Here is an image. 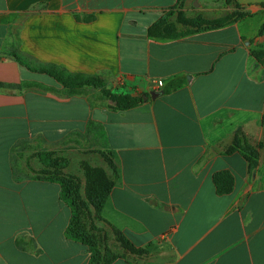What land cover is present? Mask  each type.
Listing matches in <instances>:
<instances>
[{
    "label": "crops",
    "instance_id": "crops-1",
    "mask_svg": "<svg viewBox=\"0 0 264 264\" xmlns=\"http://www.w3.org/2000/svg\"><path fill=\"white\" fill-rule=\"evenodd\" d=\"M190 2L0 0V264H89V248L65 236L61 186L28 166L85 149L115 166L99 244L120 255L111 264H264V72L244 40L248 18L187 25L230 15H194ZM14 53L147 99L116 110L100 88L71 92ZM221 172L234 177L230 194H217ZM118 231L141 252L119 248Z\"/></svg>",
    "mask_w": 264,
    "mask_h": 264
},
{
    "label": "rangeland",
    "instance_id": "rangeland-1",
    "mask_svg": "<svg viewBox=\"0 0 264 264\" xmlns=\"http://www.w3.org/2000/svg\"><path fill=\"white\" fill-rule=\"evenodd\" d=\"M188 13H204L210 15L241 14L242 20L248 18L247 40L250 47V56L257 69L264 72V2L259 6L231 5L230 0H190ZM182 12V11H181ZM227 20V19H226ZM252 31H255L252 35ZM252 35V36H251ZM49 154L51 163H44L39 155L37 163L31 162L28 166L34 168V173L42 178L62 179L67 182L68 189L74 199L79 216V231L101 244V249L107 239L104 229L103 211L116 183V173L108 172L99 163L91 151L83 150L81 154L68 157ZM95 154V153H94ZM109 165L108 154L103 153ZM107 156V157H106ZM40 161V162H39ZM110 166V165H109ZM27 167V166H25ZM28 168V167H27ZM108 169V168H107ZM37 170V171H36ZM32 173V171H31ZM119 248L122 245L117 240ZM107 250V249H105ZM125 251L127 249L124 248ZM103 255V254H102Z\"/></svg>",
    "mask_w": 264,
    "mask_h": 264
},
{
    "label": "trees",
    "instance_id": "trees-1",
    "mask_svg": "<svg viewBox=\"0 0 264 264\" xmlns=\"http://www.w3.org/2000/svg\"><path fill=\"white\" fill-rule=\"evenodd\" d=\"M264 4V3H263ZM182 13V12H181ZM227 19V20H226ZM242 19L241 14L233 13L225 18L218 20H204L202 18H196L193 20H188L181 18L184 24L203 27L205 29H215L219 28L233 22H237ZM15 58L24 66L30 68L34 72L45 73L50 77L54 78L59 84L71 92H78L85 87L100 88L104 96L110 97L115 103L114 109L124 111L135 108L144 102V95H129V94H113L110 90L106 89L103 81L99 77H87L84 75H72L63 68L56 66H48L43 68H32L30 67L23 58H21L17 53H14ZM182 82L172 83L168 88L163 90L164 94H169L179 87H181ZM242 153L250 162V168L253 169L256 166L257 155L254 151L240 146ZM109 156V155H108ZM40 157L44 163H51L49 161V154L41 153ZM107 157V156H106ZM109 165L115 170L114 163L111 157ZM50 181H55L61 186V199L66 203L72 212V217L68 228L66 229L65 236L69 240H73L83 245L87 246L91 253V259L89 264H111L114 260L119 258L120 255L111 253L109 250H105L104 254L101 252L99 244L97 241L83 235L79 231V216L76 209L74 199L72 198L71 192L68 189L67 182L62 179H48ZM234 177L229 172H221L214 175V184L216 186L218 195L230 194L234 188ZM113 189V188H112ZM112 191V190H111ZM111 194V193H110ZM108 201V200H107ZM116 238L122 245V248L127 249V251L133 253H140L141 251L136 249V247L130 242V240L122 233L117 232ZM103 254V255H102Z\"/></svg>",
    "mask_w": 264,
    "mask_h": 264
},
{
    "label": "water",
    "instance_id": "water-1",
    "mask_svg": "<svg viewBox=\"0 0 264 264\" xmlns=\"http://www.w3.org/2000/svg\"><path fill=\"white\" fill-rule=\"evenodd\" d=\"M156 95H158V94H156V93H152L151 94V96L154 98V96H156ZM147 98L146 97H144V101L146 100Z\"/></svg>",
    "mask_w": 264,
    "mask_h": 264
},
{
    "label": "built area",
    "instance_id": "built-area-1",
    "mask_svg": "<svg viewBox=\"0 0 264 264\" xmlns=\"http://www.w3.org/2000/svg\"><path fill=\"white\" fill-rule=\"evenodd\" d=\"M162 84H163L162 81H159V82H158V85H159V86H161Z\"/></svg>",
    "mask_w": 264,
    "mask_h": 264
}]
</instances>
